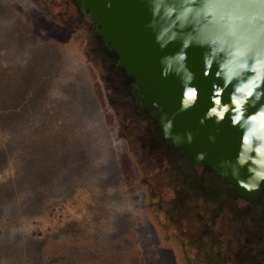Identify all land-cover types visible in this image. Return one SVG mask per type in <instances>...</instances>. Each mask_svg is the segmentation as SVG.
Returning <instances> with one entry per match:
<instances>
[{"label":"rangeland","instance_id":"374dc122","mask_svg":"<svg viewBox=\"0 0 264 264\" xmlns=\"http://www.w3.org/2000/svg\"><path fill=\"white\" fill-rule=\"evenodd\" d=\"M42 1L57 19L20 0H4L0 11V264H44L38 250L43 239L32 241L31 234L51 230L60 205L88 213L101 236L94 252L75 248L72 257L94 264H168L144 196L147 191L155 201L157 195L166 199L169 190L177 205L189 207L183 216L202 222L213 240L210 263L199 256L194 264H264V256H256L264 252V224L244 206L230 200L218 218L209 208L206 220L199 216L175 173V146L156 122L141 117L126 68L112 64L105 51L96 53L103 39L95 25L88 29L77 18L76 0ZM76 24L82 37L69 30ZM155 173L162 178L152 181ZM196 198L205 202L203 194ZM171 214L177 217L168 215L169 222L186 241L181 214ZM42 220L47 227L36 225Z\"/></svg>","mask_w":264,"mask_h":264},{"label":"water","instance_id":"95a60500","mask_svg":"<svg viewBox=\"0 0 264 264\" xmlns=\"http://www.w3.org/2000/svg\"><path fill=\"white\" fill-rule=\"evenodd\" d=\"M20 1L58 18L42 0ZM78 1L94 18L107 48L117 52L118 65L134 77V93L142 102V109L154 110L163 136L175 147L185 149L193 164L209 165L234 183L243 197L260 196L264 181L258 188H252L248 165L236 162L237 156L243 155L241 145L250 140L244 139L246 134L233 120L235 82L220 87L224 82L219 78L217 66H206L207 45H202L196 36L207 17L173 15L174 10L179 13L182 6L198 0ZM257 10H249L248 14ZM189 75L191 81L187 79ZM190 89L194 102L185 106ZM214 89L219 90V96ZM217 102L229 106L219 121L215 115L208 116ZM243 109L250 120L264 112V81L257 82V89L249 95ZM254 122L264 123V119ZM115 137L120 139L118 122ZM123 142L128 148L126 140ZM261 213L264 215V210ZM164 250L168 264H179L174 248Z\"/></svg>","mask_w":264,"mask_h":264},{"label":"clouds","instance_id":"9594fccd","mask_svg":"<svg viewBox=\"0 0 264 264\" xmlns=\"http://www.w3.org/2000/svg\"><path fill=\"white\" fill-rule=\"evenodd\" d=\"M252 9L258 10L249 15ZM177 14L207 17L202 20L196 36L202 45H207L206 66H217L219 78L224 82L220 87L235 82L233 120L246 134L244 139L250 140L241 145L243 155H238L236 162L248 165L251 187L258 188L264 181V123L254 120L264 119V112L250 120L244 115L243 106L257 89V82L264 81V0H198L182 6L179 13L174 10L173 15ZM187 79L191 81L192 76ZM189 91L185 106L194 102L193 90ZM214 91L219 96V90ZM228 110L227 104L217 102L208 116L215 115L219 121Z\"/></svg>","mask_w":264,"mask_h":264},{"label":"flooded vegetation","instance_id":"af4514ba","mask_svg":"<svg viewBox=\"0 0 264 264\" xmlns=\"http://www.w3.org/2000/svg\"><path fill=\"white\" fill-rule=\"evenodd\" d=\"M80 4L81 3H79V1L76 0L75 1V9H78L80 7ZM102 44L103 43L99 44V46H96L97 47L96 53H98L100 51L101 52L105 51V58L112 59L113 60L112 64H115V58H116L117 52L115 50H110L108 48L107 49L104 48ZM94 62L100 63L101 65H103V64L105 65V62H107V61L104 58H103V61H102V59L97 58V59H95ZM117 64H118V60H117ZM119 68L123 69L125 67L119 65ZM125 81H127L128 84L131 85V90L133 93V97H131V98L135 99L136 103L137 102L139 103V113H140L141 117L144 118L145 122H148L149 124L156 122L159 125L158 121L155 119L153 109H150L148 107H144L142 109V107H141L142 102L138 100V98L136 97V95L134 93V88H135L134 77L131 76L127 72V75L125 74ZM177 157H179L181 159H185L187 161H188V159L190 160V163L188 166V172H187L188 175L187 176H190L194 180H196L197 186L195 185V190L205 192L207 199L209 201H211V207L209 205L206 207L207 208L209 207V209H211L212 214H213L212 218L214 217V219H215V218H218L220 215H223L224 211L226 212V210H227L226 209L227 203L230 200H234L239 205L250 208L251 215H253L252 216L253 219L258 221V222H262L264 224V215L261 213V210H264V189H263L262 193L260 194V196H258V197H255L254 195H249L247 197H243L242 195H240L238 193L234 183L228 181L224 176L218 175L214 171V169H212L209 165L193 164L192 163V157L186 153L185 149L175 147L173 154L171 155V159L172 158L176 159ZM184 181L186 182L187 180L185 179V180H183V182ZM153 201H154V199H152L151 195L148 194L146 191V196H144V203H146L145 212L151 216L153 223H155L159 232H161V235L158 234V241L160 240L159 248L167 249V248L172 247V248H174V250L176 252V256H177L179 264H194L193 256H192L191 252H189V250H188L189 245L186 246L187 244H186V241H184V238L178 234L176 227H173L171 222H169V220L167 219V212H164L162 209V208H164V205L161 204L162 210L157 212V211H155L156 209L154 208V206L152 204ZM157 201H159V199ZM222 210H224V211H222ZM190 216L194 218L193 215H190ZM190 216H188V218L193 219ZM216 222H217V220H216ZM195 224H196V222H195ZM210 225H211V223H210ZM253 229H255V228H253ZM253 232L256 235V231L254 230ZM214 233L220 239L222 238L221 234L217 231V229H214ZM209 240H210L209 247L214 249L212 238L211 239L209 238ZM170 244H171V246H169ZM200 244L206 246L205 242L198 243L195 241V244L193 247L194 251H196V250H199L201 252L203 251V247ZM224 250L226 252L227 257H229L228 260H230V262H232L233 260L230 259V256L228 254L229 253L228 248L224 247ZM160 251H163V250H160Z\"/></svg>","mask_w":264,"mask_h":264},{"label":"trees","instance_id":"16d2710c","mask_svg":"<svg viewBox=\"0 0 264 264\" xmlns=\"http://www.w3.org/2000/svg\"><path fill=\"white\" fill-rule=\"evenodd\" d=\"M79 3H81V2H79ZM75 11H76L77 18L79 20H81L82 23L84 24V26H86L88 29H89L90 26L92 27V26L95 25L94 18L88 12H86L84 10L82 4H80V7L78 9H75ZM70 29H71V32H73V33L74 32H78V34H80V37L83 36V33L81 31V27L78 24H76L74 26V28H72V27L69 28V30ZM102 41H103V44H102L103 47L107 49V46L104 44V40H102ZM117 60H118V54H116L115 65L117 66V68H119V65L117 64ZM124 71H125V73L127 75L126 69ZM110 93H111V91H109V94ZM112 102L113 101H111V103ZM112 105H113V103H112ZM116 110L118 112V117H119L118 108H116ZM178 158L179 157L174 159V162H173V164L176 163V165H177L176 167L178 169L175 173H178V174L180 173V175H182V178H181L182 182L185 179L187 180L186 182L184 181L183 183H181L182 184L181 190L185 194H187L188 196L192 197V200L190 199L191 201H193L192 205L197 207L196 210L198 211L199 216L203 217L206 220V218H208L207 215L210 214L209 212H207L209 207L207 208L206 206L209 205L211 207V201H209L207 199L205 192H201V191L195 190V185L197 184L196 180H194L190 176H187L188 175L187 174L188 166H189L190 160L188 159V161H187L185 159H181V158L178 159ZM161 174L155 173L154 176L151 177V180L155 181L156 179L158 180L159 178H162ZM189 192H190V194H189ZM169 194L172 195L171 190H169L167 192V196H166L167 198L166 199H163V195H160V196L157 195V198L159 199V201H155L154 200L153 203H152L153 206L156 207V211L157 212L162 210V209H163L164 212H167V219H168V215H170L172 217L175 216L174 218L177 217V215L173 216L171 213L181 214L180 222L178 221V226L180 227V229H184L185 231L186 230L189 231L188 233H186L187 237H186L185 240H186V244H187L186 246L189 245L188 246V250H189V252H191V254L193 256V259L197 260V258L199 256H201L203 258L202 260L204 262H209V260H211V258H213L212 254L214 253V249L209 247V242H210L209 238L210 237L207 234L206 227L203 228V226H202L203 224H201L202 222L199 224L197 222V220H195L191 216L190 217L193 218V219H188V217L183 216V214L186 215L187 211L190 210L189 207H188V209H186L183 205H177V201H175V199H173L172 196H169ZM202 194L204 196L203 199L205 200V202L203 201L204 203L202 202L200 204L199 202H197V200H196L197 198L196 197L201 196ZM161 204L164 205V208H162V209H161ZM199 205H202V206H199ZM189 206L191 207V205H189ZM244 210H245V213L251 214L250 208L244 207ZM244 210H242V211H244ZM236 212H239V210L238 211L236 210ZM195 222H197V223L195 224ZM100 239H101V236H99V235H95L94 237H92L91 241L96 242V244L93 243L95 245V247L92 246V248L85 249V250L86 251L91 250V251L94 252V250L97 249V247L99 246ZM195 241L198 242V243L205 242L206 246L200 244L203 247V251L202 252L199 251V250L194 251L193 247H194ZM69 243H70V241H68V240L61 241V240H58V239H50L47 242L44 239L41 240V243L39 244V249H40V253H41V258L43 259L44 263H47V264H55V263H57V264H59V263H61V264H71V263L75 264L76 261L81 262L80 258L72 257V255L70 253V250H69V246H67ZM84 243H87V241L83 242V245H84ZM76 248L77 249H81L80 246H77ZM256 256L257 257L264 256V252L262 251L259 254L257 253ZM90 263L94 264L95 262H90V261H84L83 262V264H90ZM106 263L107 262H105V260L103 261L101 259L98 264H106Z\"/></svg>","mask_w":264,"mask_h":264},{"label":"crops","instance_id":"0c3cea01","mask_svg":"<svg viewBox=\"0 0 264 264\" xmlns=\"http://www.w3.org/2000/svg\"><path fill=\"white\" fill-rule=\"evenodd\" d=\"M2 2H4V0H2L0 3L1 12L5 10V5L2 4ZM98 214L102 215V213H98ZM86 215H88V213H85V211H78L76 213H73L68 219H65L62 222L56 223L54 225L50 224V227H53L51 228V230H45L43 234L39 236L31 234L33 237L32 241H34L35 239L38 242L39 239L41 238L44 239L46 242L49 241L50 239H58L61 241L68 240L70 241V243L67 246H69L70 253L74 251V249L77 246H80V248H82L83 250L90 249L92 248V246L95 247L93 243L96 244V242L91 241V239L95 235H99L98 232L96 233L97 226H94L90 222V220L86 219ZM42 221L40 222L43 223L42 227H47L46 220H42ZM85 241H87V243H84L83 245V242ZM38 250H39V256L41 257L40 249ZM26 257H25V261H26ZM81 262H84V260L82 259Z\"/></svg>","mask_w":264,"mask_h":264},{"label":"built area","instance_id":"2783aa9c","mask_svg":"<svg viewBox=\"0 0 264 264\" xmlns=\"http://www.w3.org/2000/svg\"><path fill=\"white\" fill-rule=\"evenodd\" d=\"M72 214V211L66 205H60L53 211L51 220L59 223L68 219ZM86 219L90 220V216L86 215ZM36 225L43 226V223L39 222Z\"/></svg>","mask_w":264,"mask_h":264},{"label":"bare ground","instance_id":"6f19581e","mask_svg":"<svg viewBox=\"0 0 264 264\" xmlns=\"http://www.w3.org/2000/svg\"><path fill=\"white\" fill-rule=\"evenodd\" d=\"M148 223H150V222H148ZM152 228H154V227H152ZM156 232V231H155ZM157 237V236H156ZM158 240V239H157Z\"/></svg>","mask_w":264,"mask_h":264}]
</instances>
